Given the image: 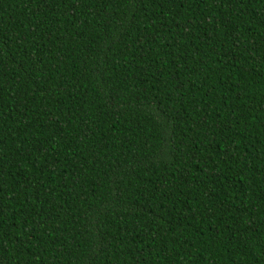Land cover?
Masks as SVG:
<instances>
[{"label": "trees", "instance_id": "trees-1", "mask_svg": "<svg viewBox=\"0 0 264 264\" xmlns=\"http://www.w3.org/2000/svg\"><path fill=\"white\" fill-rule=\"evenodd\" d=\"M0 264H264V0H0Z\"/></svg>", "mask_w": 264, "mask_h": 264}]
</instances>
